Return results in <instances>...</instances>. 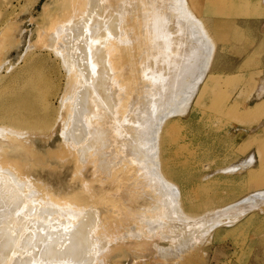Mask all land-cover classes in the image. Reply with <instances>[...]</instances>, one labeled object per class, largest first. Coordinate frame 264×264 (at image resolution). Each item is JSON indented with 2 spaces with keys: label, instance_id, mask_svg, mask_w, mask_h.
<instances>
[{
  "label": "bare ground",
  "instance_id": "6f19581e",
  "mask_svg": "<svg viewBox=\"0 0 264 264\" xmlns=\"http://www.w3.org/2000/svg\"><path fill=\"white\" fill-rule=\"evenodd\" d=\"M55 1L52 10L44 9L48 15L21 57L23 66L17 70L8 65L7 80L1 73L4 65L0 67V97L10 96L0 104V264H101L100 256L110 238H115L108 233L114 218L124 228L133 224L139 230H187L202 222L214 226L219 219L234 220L229 226H238L254 217L264 203L262 192L227 206L222 217L216 211L183 218L188 195L196 190L208 193V189L264 182V169L252 180L236 177L231 166L204 174L202 182L191 187L178 179L194 169L190 157L183 154L189 145L180 139L186 124L219 125L240 105L220 107V100H215L225 98L217 95L214 86L218 84L212 69L217 42L200 16L201 1ZM226 2L236 5L234 0ZM209 6L214 16L234 15L222 0H213ZM247 8L252 7L238 10L247 13ZM215 31H222L219 24ZM10 43L14 48L18 40L12 38ZM50 74L59 79L55 95L61 93L59 108L49 99ZM210 90L208 105H202ZM258 95L260 102L244 112L257 111L264 117V90ZM67 101L72 103L70 116ZM58 129L62 141L56 151L43 155L30 145V138L48 140ZM260 145L256 158H248L253 166L243 164V172L254 167L258 155L264 156ZM48 158L71 168L70 189L51 188L40 179V168L52 167L47 165ZM186 160L187 172L181 162ZM143 165H148L144 175ZM92 166L103 186L92 177ZM166 179L177 186L166 187L158 205L140 206L147 191L158 193L154 183ZM108 184L115 189L104 191ZM93 191L96 197L91 196ZM186 230L182 234L187 235ZM127 233L121 238L140 231Z\"/></svg>",
  "mask_w": 264,
  "mask_h": 264
},
{
  "label": "rangeland",
  "instance_id": "374dc122",
  "mask_svg": "<svg viewBox=\"0 0 264 264\" xmlns=\"http://www.w3.org/2000/svg\"><path fill=\"white\" fill-rule=\"evenodd\" d=\"M200 1L198 4V10L201 8L200 16L205 19L208 24L207 28L212 32L211 34L214 35L215 42H217L212 69L218 75V84L214 86H217L215 90L219 91L217 95H224L225 99L215 98V100H220V107L230 106L234 103L240 105L236 107L232 117L225 118V122L219 121V125L214 122L207 124L201 121L186 124L180 139L189 145L187 147L189 149L183 151V154L190 157L186 156L190 160V165H193L194 171L190 169L192 172L183 173L178 179L181 180V184L191 187L202 182V178L206 174L221 167L231 166L236 168L233 170L236 177L247 178L248 176V179L253 180L254 175L264 169V156L258 155L254 167L247 172H243L244 169L241 166L245 163L248 168L253 166L248 158L251 155L255 157V152L261 146L260 144L264 146V117H261L257 111L244 112V108L252 107L260 102L258 94L262 89L264 90V0H234L237 7L226 4V0H222L223 6H228L231 11H234L231 18L223 15L214 16L211 11L207 10L211 9L209 5L213 3V0L210 3L209 0ZM55 4V0H0V67L4 65L1 73L6 75L5 80L9 76L7 69L11 64L16 66L17 70L23 66L21 57L30 41L33 42L37 39L39 24L45 15H48L44 13L45 7L50 6V10H52ZM240 6L245 9L246 7L252 8L249 10L247 8L248 12L245 13L244 10H238ZM24 9L27 10L24 12ZM206 13H210V16L208 14L206 16ZM11 24L14 25L10 27ZM217 24L222 28V31L218 33L215 31ZM12 38L18 40V44L14 48H11L10 40L12 41ZM46 54V51L42 53V55ZM44 66L46 64L41 61L40 67L44 68ZM63 70L64 68H61L62 73ZM64 74H66L65 71ZM49 76L51 79L49 83L52 87L49 99L54 102L55 108H59L61 93L59 92V95L55 96L59 87V79L53 74ZM226 76H230V78ZM212 94L211 90L208 91L201 100L203 102L201 104L208 105ZM9 100L10 96L3 94L0 97V104L7 103ZM66 103L70 116L72 103L70 101ZM220 126L226 128L224 132L216 130ZM220 133L221 135H219ZM60 136L61 129H58L55 135L48 140L38 136L30 138V145L45 155L49 150L56 151L59 148L62 141ZM179 145L177 140L176 146ZM190 152L194 153L195 157ZM142 154L144 155L143 152ZM48 159L47 165H52V167L40 168L38 175L40 179L49 184L51 188L70 189L71 168H62L56 163V160ZM181 162L185 167L188 165L187 160ZM146 166L141 167L142 175L148 169V165ZM187 169L186 167L184 170L187 172ZM95 171V166H92L90 168L92 177L99 181H97L99 186H103V181L97 179ZM154 184L158 193L147 191L145 198L139 201L140 206L143 204L158 205V199L162 198L166 192L165 188L177 186L173 180L169 179ZM256 185L243 183L230 186L226 190L208 189V193L196 190L193 194L188 195L189 199L185 209L182 208V213L187 215L183 218L203 217L209 212L211 214L216 211H218L219 217H222L227 206L243 200L251 193H264V182ZM107 188L108 192L109 188L115 189L108 184L103 190H107ZM91 196L96 197V192H91ZM166 198L171 199L173 205H178L172 196ZM256 210L254 211L256 214L253 213L254 217H248L249 220L246 217L248 221L238 226H229L230 222L234 220L224 219V221L221 219L220 222L219 219L214 226L210 225L212 223L202 222L195 227H188L187 230L182 227H165L163 230H159L158 227H142V230H139V227L133 228V224L124 228L114 218L115 225L108 228V233L115 238L113 240L110 238V244L104 254L100 256V262L101 264H264V203ZM22 221L25 222V220ZM206 223L209 226H204ZM155 228L157 229L155 230ZM183 229L188 233L186 235L185 232L186 236L182 234ZM151 230H155L154 234L149 233ZM131 231L137 232L138 236L130 235L129 232L133 234ZM124 233L129 234L128 239L121 238ZM107 254H109V258Z\"/></svg>",
  "mask_w": 264,
  "mask_h": 264
},
{
  "label": "crops",
  "instance_id": "0c3cea01",
  "mask_svg": "<svg viewBox=\"0 0 264 264\" xmlns=\"http://www.w3.org/2000/svg\"><path fill=\"white\" fill-rule=\"evenodd\" d=\"M263 23H264V21H263Z\"/></svg>",
  "mask_w": 264,
  "mask_h": 264
}]
</instances>
